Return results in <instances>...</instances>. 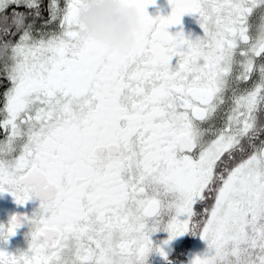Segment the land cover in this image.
Listing matches in <instances>:
<instances>
[{
    "label": "snow or ice",
    "instance_id": "obj_1",
    "mask_svg": "<svg viewBox=\"0 0 264 264\" xmlns=\"http://www.w3.org/2000/svg\"><path fill=\"white\" fill-rule=\"evenodd\" d=\"M91 2L50 0L45 20L39 0H0V194L40 201L0 224L5 242L30 228L0 264H146L186 233L206 244L190 264H264V0L155 17L120 0L139 13L123 50L80 28ZM186 14L202 36L169 31Z\"/></svg>",
    "mask_w": 264,
    "mask_h": 264
},
{
    "label": "flooded vegetation",
    "instance_id": "obj_2",
    "mask_svg": "<svg viewBox=\"0 0 264 264\" xmlns=\"http://www.w3.org/2000/svg\"><path fill=\"white\" fill-rule=\"evenodd\" d=\"M41 6V13L43 19L48 18V5L50 0H39ZM61 6H63L64 0H60ZM12 9H9V14ZM17 11L28 12L26 8H19ZM148 13L155 17L157 15L167 16L171 12L169 0H155L154 5H150L147 9ZM259 12H255L252 21L254 24L258 23ZM42 21L38 19L36 21V27L39 28ZM183 30L186 36L195 39L198 36L203 35V31L199 26L198 17L196 15L186 14L182 17V25L173 26L169 29L170 32L175 33L176 31ZM4 40L15 41L18 37H3ZM2 91V90H0ZM2 102V97H0ZM4 139L3 130L0 129V140ZM40 201L38 198H33L27 201L23 205H19L15 202V199L9 193L0 194V224L7 226L9 219L13 215L27 216L31 218L35 213L38 212ZM30 228L27 223L22 224L20 228L16 230L15 235L9 237L8 241L0 240V250L7 251L15 254L18 251H26L28 248L27 236ZM153 241L154 248L162 245V242L168 239V233L165 231H158L153 233L150 237ZM206 248L205 242L198 236L190 233H186L181 237L176 238L165 246V250L168 254L167 260L162 258L158 252L153 251L149 254L146 264H190L191 259Z\"/></svg>",
    "mask_w": 264,
    "mask_h": 264
},
{
    "label": "clouds",
    "instance_id": "obj_3",
    "mask_svg": "<svg viewBox=\"0 0 264 264\" xmlns=\"http://www.w3.org/2000/svg\"><path fill=\"white\" fill-rule=\"evenodd\" d=\"M77 19L90 40L117 50L131 47L139 30L136 5L120 0H92L81 8Z\"/></svg>",
    "mask_w": 264,
    "mask_h": 264
}]
</instances>
